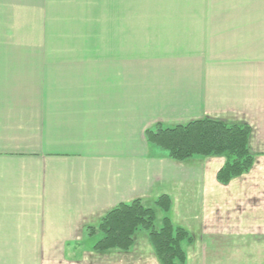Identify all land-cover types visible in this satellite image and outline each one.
Here are the masks:
<instances>
[{"label": "crops", "instance_id": "obj_1", "mask_svg": "<svg viewBox=\"0 0 264 264\" xmlns=\"http://www.w3.org/2000/svg\"><path fill=\"white\" fill-rule=\"evenodd\" d=\"M203 118L251 128L228 185L147 142ZM162 195L186 264H264V0H0V264H160L85 230Z\"/></svg>", "mask_w": 264, "mask_h": 264}, {"label": "trees", "instance_id": "obj_2", "mask_svg": "<svg viewBox=\"0 0 264 264\" xmlns=\"http://www.w3.org/2000/svg\"><path fill=\"white\" fill-rule=\"evenodd\" d=\"M248 125L228 124L203 118L182 125L157 124L146 131L147 142L176 161L223 157L224 166L217 174L222 185L247 174L254 165L251 153ZM155 208L147 207L140 199L122 203L110 210L96 226L86 228V234H101L94 244L95 252H130L138 234L146 233L160 264H186L184 243L193 241L190 233L174 224L171 218L172 199L162 195L154 202ZM163 214L157 228V212Z\"/></svg>", "mask_w": 264, "mask_h": 264}, {"label": "rangeland", "instance_id": "obj_3", "mask_svg": "<svg viewBox=\"0 0 264 264\" xmlns=\"http://www.w3.org/2000/svg\"><path fill=\"white\" fill-rule=\"evenodd\" d=\"M170 197V196H169ZM171 198V197H170ZM147 207H152V208H155L156 209V206L155 205H148ZM158 211V210H157ZM162 217H163V214L160 212V211H158L157 212V222H156V225H157V228H159L160 226H161V221H162ZM172 218V217H171ZM173 220V219H172ZM174 222V221H173ZM175 224V223H174ZM177 226H179V225H177ZM184 249L186 250V246H185V243H184ZM142 251H144V250H142ZM150 260H152V259H149L148 260V258H147V256H145V258H144V260H143V262H147V261H149L150 262ZM160 263V262H159Z\"/></svg>", "mask_w": 264, "mask_h": 264}]
</instances>
